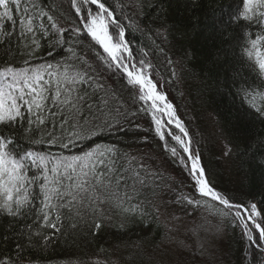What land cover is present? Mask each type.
Instances as JSON below:
<instances>
[{"label": "snow or ice", "instance_id": "1", "mask_svg": "<svg viewBox=\"0 0 264 264\" xmlns=\"http://www.w3.org/2000/svg\"><path fill=\"white\" fill-rule=\"evenodd\" d=\"M142 4L143 0H137L138 7ZM69 7L74 13L65 27L61 24L64 13L53 12L59 6L47 0H0V30L6 28V21L16 25L18 20L19 37L27 41L24 49L29 57L44 49L42 39H47L50 49L64 51L67 46L66 54L55 62L24 59L18 65L13 59L0 63V218L8 221L2 239H11L14 246L13 255L0 253V264H37L29 254L51 243L52 236L63 231L65 219L76 221L71 228L84 225L95 236L108 226L126 231L136 218L159 221L168 205L177 204L185 212L188 206L201 210L204 222L191 230L197 235L201 229H214V235H219L228 220L233 229H240L245 242L241 264H264V197L258 202L235 201L209 179L202 154L156 78L148 52L142 49L139 59L133 54L127 39L130 17L116 15V8L123 14L124 6L113 7L108 0H69ZM164 11L161 5L159 12ZM122 19L130 21L127 27ZM205 20L206 28L234 42L240 67L233 68L224 83L229 95L240 98L238 112L242 117L255 113L264 118V0L212 5ZM195 23L199 25V18ZM166 33L167 27L156 34L166 39ZM4 35L10 40L12 32ZM86 40L88 51L82 52ZM166 63L171 77L178 78V61L169 57ZM98 67L112 76L119 74L130 90L131 107ZM141 115L149 118L148 129L129 118ZM141 130H154L155 137L164 142L162 147L187 170L189 192H177L165 183L146 161V154L122 149L121 141L95 142L106 133L127 135ZM169 137L179 150L169 144ZM147 141L146 134L143 142ZM85 142V147L73 151ZM53 147L60 151H51ZM231 154L230 143H225L224 155ZM243 163L264 169V153L253 150ZM161 184L177 192L174 200L163 205L165 212L157 202ZM209 217L218 223L213 225ZM170 219L179 221L180 217L170 214ZM45 229L52 234H44ZM172 231L168 228L169 237ZM119 251V246L101 248L108 258H76L69 264H163L153 259V250L143 242L127 258L115 255Z\"/></svg>", "mask_w": 264, "mask_h": 264}, {"label": "trees", "instance_id": "2", "mask_svg": "<svg viewBox=\"0 0 264 264\" xmlns=\"http://www.w3.org/2000/svg\"><path fill=\"white\" fill-rule=\"evenodd\" d=\"M229 2L230 0H143L142 6L138 7L137 0H108L113 7L117 4L124 6L123 14L120 8H116V15L121 18L122 15L130 17V27H127L129 20L122 19V22L127 27V39L133 54L139 59L143 55L142 49L148 52V58L157 69L156 78L164 85V90L168 92L178 114L188 127L193 146L202 154L209 179L218 190L235 201L258 202L264 197V169L243 161L249 159L253 150L264 153V118L255 113L242 117L238 112L240 98L229 95L224 83L232 69L240 67L234 42L225 40L218 32L205 27V17L210 13L211 6L227 5ZM47 3L59 6L58 11L56 8L52 10L57 15L64 13L61 16V24L67 27L66 21L71 22V13H74L69 7V0H47ZM161 5L165 9L163 13L159 12ZM197 18L199 25L195 23ZM5 24L6 28L0 30V63L13 59L18 65L24 59H29L30 63L45 60L55 62L66 54L67 46L64 51L59 47L50 49L47 39H42L44 49L35 57H29L24 49V43L27 41L21 42L19 37L18 20L16 25L9 21ZM165 27L166 39L164 35L156 34L158 29ZM5 32H12L10 40H6ZM88 43L89 41H84L82 52L88 51ZM161 48L163 52L159 50ZM96 50L100 51L97 46ZM49 51L53 53L51 57L48 55ZM169 57L178 61V78L171 77L170 68L166 63V58ZM89 58L94 60L91 53ZM97 71L102 72L105 77H110L107 83L112 85L131 107L130 90L125 87L119 74L112 76L100 67ZM129 118L133 119V124L140 125L141 129L149 128L148 117L141 115ZM146 134L147 143L143 142ZM117 141H121L119 146L122 149L132 154H146V161L164 177L165 183L177 189V192H189L187 170L162 147L164 142L155 137L154 130L147 133L142 130L134 134L130 132L127 135L106 133L95 140L96 143ZM168 142L179 150V146L171 141L170 137ZM225 143H230L232 148L230 156L224 155ZM86 145L87 142L84 145L78 144L73 151H78ZM43 147L47 149L48 146ZM246 149L248 152H245ZM51 151L57 152L60 149L53 147ZM259 159L260 156L257 155V161ZM157 191L160 194L157 202L161 203V211L165 212L163 205L174 200L177 192L168 191L163 184ZM181 208L178 204L168 205L167 211L160 216L159 221L148 217L141 222L136 218L128 223L126 231L108 226L95 236L89 234L84 225L71 228L70 224L76 221L65 219L63 231L52 236L51 243L35 249L29 255L37 264H69V261L74 262L76 258L81 261L89 258L106 259L109 254L101 253L100 249H115L119 246L120 251L115 255L127 258L128 253L134 252V246L143 242L153 250V259L162 261L163 264H241L245 242L241 239L239 228L233 229L228 220H224L223 235L214 241L210 231L201 229L198 235L191 231L196 225L204 222L201 210L194 211L192 206H188L186 214ZM170 214L180 217V220H171ZM209 219L213 225L218 223V219ZM7 223L6 219L0 218V253L13 255V241L2 239L7 234ZM181 224L184 230L179 229ZM168 228L174 229L171 237L168 236ZM44 234L51 235L52 230L45 229ZM179 240L183 244H179ZM41 244L44 245L45 242L41 241Z\"/></svg>", "mask_w": 264, "mask_h": 264}, {"label": "rangeland", "instance_id": "3", "mask_svg": "<svg viewBox=\"0 0 264 264\" xmlns=\"http://www.w3.org/2000/svg\"><path fill=\"white\" fill-rule=\"evenodd\" d=\"M179 229H180V230H184L185 228H184V226L181 224V225H179ZM210 233H211V237L213 238L214 241L219 240L220 237H221V235H223V232L220 233L219 235H214V229H213L212 231H210ZM173 243H174V242H173ZM178 243H179V244H183V242H182L181 240H179Z\"/></svg>", "mask_w": 264, "mask_h": 264}]
</instances>
